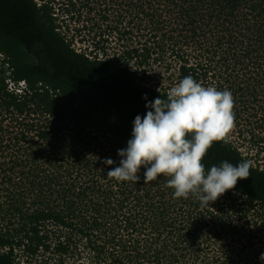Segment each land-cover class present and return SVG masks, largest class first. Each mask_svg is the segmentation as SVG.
Wrapping results in <instances>:
<instances>
[{
	"label": "trees",
	"instance_id": "1",
	"mask_svg": "<svg viewBox=\"0 0 264 264\" xmlns=\"http://www.w3.org/2000/svg\"><path fill=\"white\" fill-rule=\"evenodd\" d=\"M154 66L158 87L146 82ZM189 75L234 100L206 172L252 161L208 206L174 198L163 175L144 184V168L137 183L107 176L135 117ZM262 256L264 0H0V264Z\"/></svg>",
	"mask_w": 264,
	"mask_h": 264
},
{
	"label": "clouds",
	"instance_id": "2",
	"mask_svg": "<svg viewBox=\"0 0 264 264\" xmlns=\"http://www.w3.org/2000/svg\"><path fill=\"white\" fill-rule=\"evenodd\" d=\"M145 107L150 110L143 118L135 117L131 139L117 153L119 166L108 177L137 183L144 168V184L163 175L169 178L167 186L174 190V198L194 195L202 206L249 178L250 160L237 165L224 161L207 172L202 162L213 143L225 141L234 128L230 91L205 87L189 75L170 89L166 99L157 97ZM104 163L114 162L106 159Z\"/></svg>",
	"mask_w": 264,
	"mask_h": 264
},
{
	"label": "rangeland",
	"instance_id": "3",
	"mask_svg": "<svg viewBox=\"0 0 264 264\" xmlns=\"http://www.w3.org/2000/svg\"><path fill=\"white\" fill-rule=\"evenodd\" d=\"M158 81L161 83H165L163 78L158 77V66H154L151 70L148 71L146 82L152 86L158 87ZM22 262L24 264H41L37 261L26 260L25 258L21 257Z\"/></svg>",
	"mask_w": 264,
	"mask_h": 264
}]
</instances>
